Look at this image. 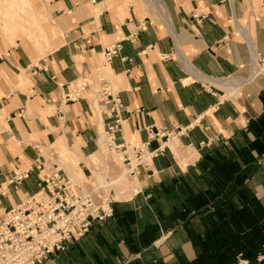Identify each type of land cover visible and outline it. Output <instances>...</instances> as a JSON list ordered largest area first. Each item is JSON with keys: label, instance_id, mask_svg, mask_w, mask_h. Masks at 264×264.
Masks as SVG:
<instances>
[{"label": "crops", "instance_id": "1", "mask_svg": "<svg viewBox=\"0 0 264 264\" xmlns=\"http://www.w3.org/2000/svg\"><path fill=\"white\" fill-rule=\"evenodd\" d=\"M28 1L46 41L0 40V212L39 191L36 160L59 168V141L76 163L61 170L89 188L107 119L63 95L116 42V143L163 147L110 218L44 264H264V0Z\"/></svg>", "mask_w": 264, "mask_h": 264}, {"label": "built area", "instance_id": "2", "mask_svg": "<svg viewBox=\"0 0 264 264\" xmlns=\"http://www.w3.org/2000/svg\"><path fill=\"white\" fill-rule=\"evenodd\" d=\"M121 51L120 42L107 47L102 53L101 71L107 72L109 62ZM258 71L253 78L264 73V57L257 60ZM85 95L103 106L107 119L99 141L109 152L120 156L122 167L129 177L136 178L146 170L151 159L163 152V147L149 150L148 142L124 140L116 143V134L122 136L121 112L123 105L109 81L100 78L97 87L86 80L63 95L75 102ZM147 138H166L164 130L147 128ZM186 128H178L175 135ZM34 168L41 175V187L18 206L0 212V264H44L51 255L66 250L67 246L85 236L94 222L112 216L111 201L100 193V187L75 183L57 166H44L36 160ZM23 175L14 174L10 182H19Z\"/></svg>", "mask_w": 264, "mask_h": 264}, {"label": "rangeland", "instance_id": "3", "mask_svg": "<svg viewBox=\"0 0 264 264\" xmlns=\"http://www.w3.org/2000/svg\"><path fill=\"white\" fill-rule=\"evenodd\" d=\"M20 39H26L34 45H37L40 41H46L43 35L42 22L36 19L35 8L28 0H21L17 5H14L10 0H0V40L14 43L16 40ZM101 64L102 60L95 67L91 77L94 87L98 86L101 77L110 80L107 72L100 70ZM91 99L92 96H89V100ZM95 107L97 110L99 109L97 104H95ZM102 132L103 131H100V134ZM98 145L99 152L93 157V162L97 166V170L93 173V180L87 183L92 187H100L102 196L110 201L123 199L119 194H122V196L123 194L125 195L126 187L135 183L137 177L134 180V178L126 175L118 154L109 152L100 141ZM54 148L59 151L58 156L61 162L59 163L60 169L63 168L64 164L75 166V157L73 153L65 147L64 143L59 141ZM67 174L71 181L82 184V186L83 183L86 182L83 179H79L75 174L70 173V171H68ZM120 175H123L121 182L109 185L113 177H118Z\"/></svg>", "mask_w": 264, "mask_h": 264}, {"label": "bare ground", "instance_id": "4", "mask_svg": "<svg viewBox=\"0 0 264 264\" xmlns=\"http://www.w3.org/2000/svg\"><path fill=\"white\" fill-rule=\"evenodd\" d=\"M14 5H17L18 3L21 2V0H10ZM53 35V34H52ZM251 42V41H250ZM253 45V44H252ZM253 47V46H252ZM255 50V49H254ZM255 52V51H254ZM257 58L255 57L253 59V65H254V74L257 73L258 71V63H257ZM123 179V175H120L118 177H113V179L111 180V183H109V185H114L117 184L119 182H121V180ZM135 180V178H134ZM138 182L136 181L135 183H132L131 185L126 187V194L122 196V194H119V196L122 198H126V197H130L132 194H134L137 190H138Z\"/></svg>", "mask_w": 264, "mask_h": 264}, {"label": "trees", "instance_id": "5", "mask_svg": "<svg viewBox=\"0 0 264 264\" xmlns=\"http://www.w3.org/2000/svg\"><path fill=\"white\" fill-rule=\"evenodd\" d=\"M258 121H259V123H262V126L264 127V115H263V117H262L261 119H259ZM255 132H256L257 134L261 133V131H260L259 129H257ZM262 133H263V132H262ZM236 168H237V167H236Z\"/></svg>", "mask_w": 264, "mask_h": 264}]
</instances>
